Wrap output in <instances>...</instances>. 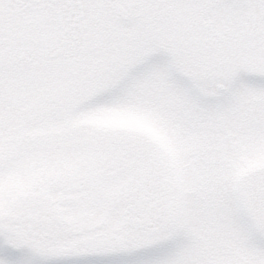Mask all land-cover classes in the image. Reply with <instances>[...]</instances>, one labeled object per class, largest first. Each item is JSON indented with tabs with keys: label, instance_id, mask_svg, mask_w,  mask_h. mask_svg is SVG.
Here are the masks:
<instances>
[{
	"label": "snow or ice",
	"instance_id": "6c2138e0",
	"mask_svg": "<svg viewBox=\"0 0 264 264\" xmlns=\"http://www.w3.org/2000/svg\"><path fill=\"white\" fill-rule=\"evenodd\" d=\"M0 264H264V0H0Z\"/></svg>",
	"mask_w": 264,
	"mask_h": 264
}]
</instances>
